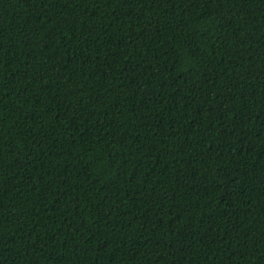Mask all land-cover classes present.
Listing matches in <instances>:
<instances>
[{
  "label": "trees",
  "instance_id": "1",
  "mask_svg": "<svg viewBox=\"0 0 264 264\" xmlns=\"http://www.w3.org/2000/svg\"><path fill=\"white\" fill-rule=\"evenodd\" d=\"M0 264H264V0H0Z\"/></svg>",
  "mask_w": 264,
  "mask_h": 264
}]
</instances>
